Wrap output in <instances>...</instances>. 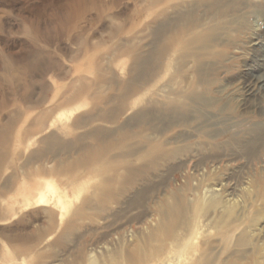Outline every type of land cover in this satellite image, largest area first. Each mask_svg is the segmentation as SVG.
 Here are the masks:
<instances>
[{"label": "rangeland", "instance_id": "1", "mask_svg": "<svg viewBox=\"0 0 264 264\" xmlns=\"http://www.w3.org/2000/svg\"><path fill=\"white\" fill-rule=\"evenodd\" d=\"M157 1L0 0V117L18 110L16 113L21 115L18 125L22 131L39 113L47 112L44 124L39 126L43 128L39 135L17 138L16 132H12L15 134L11 141L14 147L11 146L6 155L11 162L9 167L4 164L0 169V256H4L3 259L0 257V264H114L116 255L124 264V257L139 249L145 254L142 262L137 264H174L177 259L175 239L178 243L186 241L190 244L191 254H194L185 255L179 264H191L192 259L204 253L211 264L229 262L235 256L240 258L241 264H264V138L261 146L254 150L251 147L240 150L241 147L233 144L213 148L229 143L236 133L254 123H264V83L259 84L255 78L264 82V0H231L241 2L238 9L208 23L214 24V33L220 39L217 38L212 48L215 54L211 76L214 84L210 85L213 103L194 105L196 110H202L194 109V113H190L192 116L189 115L190 122L165 125L166 129L159 133L160 138L155 136L158 132L151 134L154 143L161 145L153 153L155 166L148 159L130 157L134 162L132 166L145 171V178H138L132 185L125 184V194L115 202L108 201L102 212L96 206L92 214L90 209L82 210L79 216L74 214L91 196L89 191L99 181L98 178L86 179L85 172L80 173L83 190L78 195L72 193V189H66V195L72 200L67 208L61 209L55 199H51L50 208L54 211L51 222L43 211L32 213L36 207L18 204L20 196L15 190L23 181L22 164L28 154L38 148V139L57 127L66 126V139L88 133L95 125L117 128L137 109L146 108L147 100L164 102L168 97L171 92L168 80L177 67L176 53L159 58L160 69L155 75H147L144 88L127 100L100 103L104 97L118 93V84L102 82V85L99 82L101 74L103 79L107 74L112 75L116 82H124L129 76L128 47L119 49L121 43L126 41L128 46H134L133 54L148 49L152 22L159 11L149 7ZM24 54L31 59L30 71H22L15 81L8 75L3 58L12 60V66L20 63L22 70ZM168 64L169 67L175 64V67L168 69ZM97 68L109 73L98 72ZM191 69L189 63L186 72H192ZM251 71L255 73L254 77ZM93 90L95 93L91 95ZM172 98L178 102L175 96ZM27 99L39 103L26 105ZM56 103L66 108L79 103L83 105L72 111L68 120L62 116L61 121H55L47 130L44 127L53 118ZM189 103L185 101V106ZM127 105L135 107L128 109L125 108ZM99 107H116L115 120L71 127L75 117ZM163 122L169 123L167 118ZM195 124L205 126L196 127ZM214 131H220V135L215 138L207 135ZM114 138L117 140L118 134ZM170 139L173 142H169ZM244 139L247 137L242 141ZM95 141L90 137L85 139V143L93 148L99 146ZM118 144L110 147L109 157H119L124 152L121 145H132L133 150L138 151L136 155L147 150L141 134ZM50 159L49 155L42 165L46 167ZM60 160L62 155L52 163ZM116 160L109 165V175L113 169L121 170L122 166L130 164H121L120 158ZM31 173L32 169L28 171L29 175ZM11 175V186L4 192V178ZM65 180V177L56 178L57 187L64 189ZM44 185L41 179L40 188L44 189ZM34 191L28 189L25 192L33 197ZM212 197L219 202L209 205ZM175 199L181 203L182 222L174 226L168 236L157 231L161 221L159 206ZM9 204H13L11 210ZM68 225L71 240L59 239ZM153 230L157 235L151 238ZM7 236L21 240L7 239ZM154 250L159 251L158 255Z\"/></svg>", "mask_w": 264, "mask_h": 264}, {"label": "bare ground", "instance_id": "2", "mask_svg": "<svg viewBox=\"0 0 264 264\" xmlns=\"http://www.w3.org/2000/svg\"><path fill=\"white\" fill-rule=\"evenodd\" d=\"M240 3L241 2H234L231 0H197L195 2H193L192 0H177L175 2H172V0H164L163 2H161V0H158L157 2H153L149 8L158 9L159 11L154 16L155 18L152 22L154 23V25L151 26L152 28L150 31L152 40L148 45V49L137 54H133L132 51L133 49H135L134 46H128V43H126V41L121 43L119 49L124 46L128 47L127 54L130 56L131 60V68L129 67V76L124 82H116L114 81L112 75L107 74L103 79L101 78L103 74H101L99 78V82H101V84L102 82H105V84L109 82H111V84H121L119 86L116 85L118 90L117 94H113L114 96L109 95V97H104L105 100L100 101V103L105 105L113 99L118 100L119 102L127 100L137 90H141L144 88L148 80L146 77L147 75H155L157 70L160 69V65L158 64L159 58H162L168 53H176L177 57L175 59V64L177 65V67H175L174 64L176 70L168 80V85L171 91L168 97L164 99V102L158 101L156 99L147 100L144 106L146 108L137 109L117 128H107L103 127L104 125L101 124V126L95 125L88 133L77 134L71 139H66L65 137L68 135L66 132V126L59 128L57 127L56 129L51 130V132L46 136L38 139V148L28 154L26 160L22 164L23 181L15 190L20 196L18 204L20 202L27 208L36 207V210L32 211V213L35 212L36 214L39 211H43L44 213H46V216H48L49 221L51 222V216L54 213L52 208H50L51 199H55V204L58 205L61 209L67 208L71 198L66 195V189H72V193L78 195V193L83 190V187H80V184L82 186V183H80V179L83 178L80 176V173L85 172L84 176L88 175L85 177L86 179L93 180V178H98L99 181L92 187V191H89L91 192V196L84 200L81 208L74 214L75 216H79L80 212L85 209H90L91 212L89 211V213L92 214V212H95L94 210L96 206L98 207V210L102 212L106 209V203L108 201L115 202L117 198H120L119 196L125 194V184L132 185L138 178H145V171L139 167L132 166L134 162L130 159V157L136 156L135 158L132 157L135 160L148 159L150 164L152 166L154 165L155 158L153 153L156 150V147H159L161 145L159 143H154L151 134L158 132V135L155 134V136L158 137L160 135L159 133L161 132L162 134V131L165 130V127L169 126V124L176 125V123L178 122L184 124L187 123L191 119V117H189L190 113H194V109L195 111H198L196 110V108H194V105H199L200 102H205L204 105H212L213 102L211 98L210 85L214 84L212 83L211 76L214 72L213 59L215 58V54L212 53V48L217 38L219 41L220 39L214 33V30L216 28L214 24L210 25L208 23L213 19L224 18L228 15V12L236 11L240 6ZM201 8L204 9L205 14H203V9L202 12H199V9ZM222 28L224 29V27ZM25 56L26 59H23L24 62L22 70L19 67L20 63L19 65L17 63V66H12V64L14 63L12 62V60L3 58V62L5 63L4 65L8 69V75L11 76L15 81H18L19 74L22 71H30L31 59H28V54H26ZM33 56L36 57L35 55ZM189 63L192 64V72L190 71V73L186 72V67H188ZM174 67H169L168 64V69ZM97 69L98 72L109 73V71L107 70L102 71L99 68ZM250 74L252 75V77L255 76V73L252 71ZM177 77L178 79H176ZM255 78L257 81L259 80V84L264 83L262 79L258 77ZM4 79L5 78L3 77V80ZM181 83L184 84V86H182ZM174 86L176 88H174ZM98 87H101L99 83ZM146 92L147 91H145V93ZM94 93L95 90H93L91 95H93ZM173 96L178 99V102H176L175 99L172 98ZM168 99H171V101L168 102ZM185 101H190L188 105L189 108L185 106ZM25 103L27 105L28 103L34 104L39 102H36L33 99H27ZM56 104L59 107H57ZM56 104L53 106L54 109H57L55 114L53 115V118H51L49 123L44 127L47 130L53 127L55 121H61L63 117L68 120L70 114L73 113L72 111L80 108L83 105V103H79L75 106L66 108L62 106L60 107L58 103ZM134 107L135 106L130 107L127 105L125 108L132 109ZM202 108L204 109V107ZM201 110L202 109H200L199 111ZM48 111H50V108L48 109ZM16 112H18V110L9 112L8 114L0 117L1 121L3 122L1 123L0 121V169L3 168L4 164L6 168L9 167V163L11 162V159H6V155L7 152H9L11 146L14 147L11 144V141L13 140L15 134L12 135V132H16L15 137L17 138L19 136L25 137L28 135H39V133L43 130V128H39V126L44 124V118L47 115V112L43 110L42 113H39L36 116L37 118L34 119L33 122L27 124V127H21V131L19 127L20 124L18 125V121H20L19 118L21 115L17 114ZM117 112L118 111L116 107H109L106 109L103 107H99L96 110H91L85 114H81L75 117L71 124V127L81 128L93 122L112 123L115 120L113 118L114 114ZM115 117H117V115ZM165 118L168 119L169 123L165 124L163 122ZM209 118H207V121H210ZM199 122L197 121V123ZM211 122L206 123H209L210 125ZM14 124H17L15 125L17 127L13 130ZM213 124L214 123L212 122V125ZM195 126L193 125L192 128ZM136 128L137 131H134V129ZM19 132H22V134H19ZM116 134H118L117 140L114 138ZM135 134H141L142 144L147 147L146 151H144L142 154L136 155L138 151L133 150L132 145H129L128 147L120 144L121 146L119 147L123 149L124 152L120 154L119 157L108 156L110 147H113L120 142L131 139ZM207 135L211 138H215L217 137V135H220V131L207 132ZM87 137L95 139V142H97L99 146H97L96 148H93V146H88L85 143V139ZM246 137L247 139H244L242 141V139ZM263 138L264 123L257 122L250 125L246 129L236 133V135L231 139L229 143L218 144L217 146H213V148L220 149L233 144L241 147L240 150H245L249 147H251V149H253L254 147L257 149L261 146L260 144ZM17 140L18 139H16V141ZM170 140L169 142H173L172 140ZM188 146H190V144H188ZM171 153H174V155L177 154L173 151H171ZM49 155L52 159H50V163L45 167L41 162H43V160L46 159ZM60 155H62V160L52 163V161H54V159L56 157H59ZM71 156H73V158H71ZM116 158H120V162H122L121 164H130L127 166L124 165V167L122 166L123 168L121 167V170L113 169V173L109 175L108 171L111 170L109 165L113 164L111 162L115 163L117 161ZM30 169H32L31 175L28 174V171ZM58 177H65L66 180L65 182H63L64 189H60L57 187L56 178ZM4 179V192H7L11 186L10 181H12V175L7 176ZM41 179L44 180L45 183L44 189L40 188L39 186ZM35 181H37L36 184ZM33 185L34 187H31ZM147 185L148 184H146V186ZM1 188L2 187H0V189ZM28 189L35 190V195L33 197H30L31 195L26 194L25 191ZM218 202L219 201L216 199V197H212L208 204L215 205ZM12 205L13 204L8 205L9 210H11ZM159 212L161 215V221L158 223L159 225L157 231H161L169 236V234L173 232L174 226H176L181 221V203L177 199L171 202L166 201L159 206ZM48 226L52 227V223H49ZM70 231V225H68L61 232L59 239L64 240L69 238V236H71ZM155 235H157V232L153 230V235H151V238ZM171 236H173V234ZM6 238L10 239L12 237L7 236ZM12 239L15 241L21 240L20 237H14ZM173 241L175 242L174 244L176 246L174 250L175 256L177 258L174 260V264H179V262H182V258L185 255H188L189 253L191 254L193 248L190 244H187L186 241L183 243L180 242L181 240H179L180 243H178V239H175ZM67 242L68 241H66V243ZM155 250H157V248ZM155 250L154 252H156ZM158 252L159 251H157L155 255H158ZM142 253V250L139 249L136 250L135 253L127 255L126 257H124V264H137L142 262L141 260L144 259L143 256L145 252L144 254ZM191 255L193 256L194 254ZM0 257L2 259L4 258V256ZM114 258H116L114 264H122L118 261V255H116ZM191 261V264H211L205 253L192 259ZM222 264H241V262L240 258L238 256H235V258L231 261L228 262L226 260Z\"/></svg>", "mask_w": 264, "mask_h": 264}]
</instances>
